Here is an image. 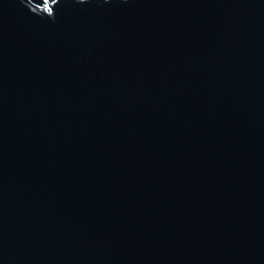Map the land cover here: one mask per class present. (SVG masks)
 <instances>
[{
    "label": "water",
    "instance_id": "1",
    "mask_svg": "<svg viewBox=\"0 0 264 264\" xmlns=\"http://www.w3.org/2000/svg\"><path fill=\"white\" fill-rule=\"evenodd\" d=\"M0 264H264V0H0Z\"/></svg>",
    "mask_w": 264,
    "mask_h": 264
}]
</instances>
